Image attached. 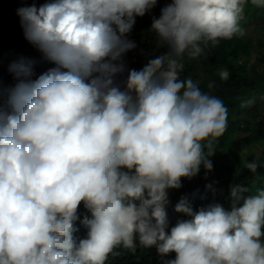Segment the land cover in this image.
<instances>
[{
	"label": "trees",
	"instance_id": "16d2710c",
	"mask_svg": "<svg viewBox=\"0 0 264 264\" xmlns=\"http://www.w3.org/2000/svg\"><path fill=\"white\" fill-rule=\"evenodd\" d=\"M256 169L264 0H0V264H264Z\"/></svg>",
	"mask_w": 264,
	"mask_h": 264
},
{
	"label": "clouds",
	"instance_id": "9594fccd",
	"mask_svg": "<svg viewBox=\"0 0 264 264\" xmlns=\"http://www.w3.org/2000/svg\"><path fill=\"white\" fill-rule=\"evenodd\" d=\"M79 82H81V81H79ZM89 83H91V82H89ZM76 86H77V84H76ZM90 87H91V84H90ZM77 89H78V86H77ZM78 92H79V90H78ZM79 93H80L81 98L84 99L85 97L81 94V92H79ZM90 95H91V93H90ZM89 97H87V98H89ZM101 118L104 120L106 125H112V124H116L118 122V120L115 116H104ZM84 166L86 168L85 173L90 174L95 180L96 179H102L103 177L107 176L102 171L103 170V163H102L101 158L98 155H95L91 158L82 159L80 161V164H79V171H82V168Z\"/></svg>",
	"mask_w": 264,
	"mask_h": 264
},
{
	"label": "rangeland",
	"instance_id": "374dc122",
	"mask_svg": "<svg viewBox=\"0 0 264 264\" xmlns=\"http://www.w3.org/2000/svg\"><path fill=\"white\" fill-rule=\"evenodd\" d=\"M242 30L246 31L249 35L252 36H259L260 34H262V31L260 29L257 28V26H255L254 23L249 22V25L246 27H242ZM249 68L253 69H258V67L254 64V65H250ZM78 86V90L79 92H81V94L87 98L90 96L91 93V87H90V83L88 81H81L77 83ZM244 128V127H243ZM256 174L257 177L259 179V183L264 185V175L263 173H261L260 171H258L256 169ZM264 237V236H263Z\"/></svg>",
	"mask_w": 264,
	"mask_h": 264
}]
</instances>
